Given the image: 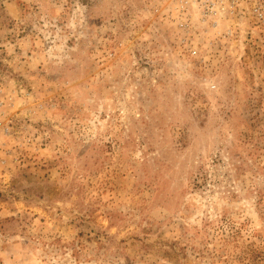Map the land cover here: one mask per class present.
<instances>
[{
    "label": "rangeland",
    "instance_id": "rangeland-1",
    "mask_svg": "<svg viewBox=\"0 0 264 264\" xmlns=\"http://www.w3.org/2000/svg\"><path fill=\"white\" fill-rule=\"evenodd\" d=\"M253 0H0V264H264Z\"/></svg>",
    "mask_w": 264,
    "mask_h": 264
},
{
    "label": "built area",
    "instance_id": "built-area-1",
    "mask_svg": "<svg viewBox=\"0 0 264 264\" xmlns=\"http://www.w3.org/2000/svg\"><path fill=\"white\" fill-rule=\"evenodd\" d=\"M186 4H192L204 18L219 17L231 9L239 2V0H182ZM253 15L259 26H264V0H253Z\"/></svg>",
    "mask_w": 264,
    "mask_h": 264
}]
</instances>
